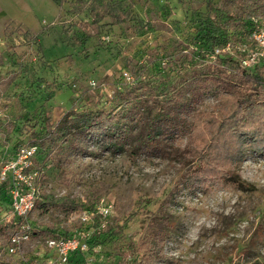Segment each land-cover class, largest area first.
<instances>
[{
  "label": "rangeland",
  "instance_id": "1",
  "mask_svg": "<svg viewBox=\"0 0 264 264\" xmlns=\"http://www.w3.org/2000/svg\"><path fill=\"white\" fill-rule=\"evenodd\" d=\"M130 1L128 21L94 22L85 0H0V186L18 149L36 145L38 201L50 205L35 207L28 227L8 228L17 217L7 172L8 185L0 187V264H62L47 238L83 232L88 248L66 264H126L125 247L147 237L162 203L176 224L144 264H264V132L249 135L239 157L234 137L223 139L229 145L206 138L199 156L212 152L213 167L200 177L197 159L149 158L129 147L94 149L67 161L60 144L46 142L64 115L121 110L131 105L122 93L135 87H155L162 99L186 85L194 70L241 69L239 50L253 44L237 17L264 26L263 0ZM228 41L237 55L223 66L229 56H216L214 46ZM248 69L264 73V64ZM227 106L213 86L206 90L203 108L224 117ZM229 172L239 173L248 189ZM100 202L113 204L110 216H96ZM86 209L90 219L81 221ZM49 228L52 235H34Z\"/></svg>",
  "mask_w": 264,
  "mask_h": 264
},
{
  "label": "trees",
  "instance_id": "2",
  "mask_svg": "<svg viewBox=\"0 0 264 264\" xmlns=\"http://www.w3.org/2000/svg\"><path fill=\"white\" fill-rule=\"evenodd\" d=\"M85 1L90 3L86 9H89L94 22H99L107 16L114 17L117 22H126L133 14L134 5L130 0ZM262 7L264 8V0ZM237 24L249 27L251 33L257 27L242 15L237 17ZM211 38L218 40L215 35ZM224 59L226 63H222L223 66L235 62L231 56ZM255 71L245 67L230 71L226 67L208 65L204 69L194 70L186 85L173 88L171 93L162 99L159 97L161 93L154 94L155 87L147 84L135 87L122 93L123 100L131 105L121 110L99 109L95 112L64 115L60 122L47 132L46 142L60 144L67 161L73 160L75 155L93 152L94 149L104 151L129 147H133L137 155L149 158H171L181 163L197 159L199 162L193 163V167L196 164L195 172L199 174L197 177H200L201 172L205 173V168L213 167L209 159L212 152L205 153L206 157L199 156L202 142L206 138L209 139L207 142L212 141L214 144H217V141L228 144L223 139L234 137L233 140L240 148L234 145L232 152L239 157L249 135L255 136L257 131L264 132V73ZM211 86L215 88L216 97L220 98L222 103H228L227 110L221 109L224 110V117L202 107L206 90ZM147 88L146 93L138 91ZM151 101L156 105L154 109ZM260 134L264 139L263 133ZM186 137L193 141L194 145L190 146L187 142L183 146L182 140ZM257 137L259 135L255 136ZM254 139L253 141L257 140ZM226 174L237 186L248 189L239 173ZM193 176L194 174L188 175L187 181ZM6 185L7 181L1 183L0 187L4 189ZM36 207H45L48 210L50 205L37 200ZM161 207V213L150 222L147 237L140 242L131 241L125 247L126 253L122 256L126 264H144L151 257L153 248L170 237L176 218L174 213L163 210V203ZM7 226L11 229L17 228L14 220ZM34 235L49 236L52 235V229L41 230ZM160 252L155 251L154 256Z\"/></svg>",
  "mask_w": 264,
  "mask_h": 264
},
{
  "label": "built area",
  "instance_id": "3",
  "mask_svg": "<svg viewBox=\"0 0 264 264\" xmlns=\"http://www.w3.org/2000/svg\"><path fill=\"white\" fill-rule=\"evenodd\" d=\"M251 40L253 45L248 48L241 47L238 54V56L240 55L239 63L245 68H253L264 64V26L257 25L252 32ZM225 53L231 57L237 55L233 51V43L231 41H228L224 46L215 47L214 54L216 56H224ZM36 149V145L19 148L15 157L8 161L2 172L3 181H7L9 178L7 172L11 171L12 178L9 181L11 182V206L14 216L17 217V220L13 219L17 227L16 230L28 227L26 224L28 215L36 207L39 198L35 185L37 171L33 169ZM94 209L97 213L96 216L108 217L113 213L114 207L110 202H100ZM91 213L92 209L84 210L80 215V220L88 221ZM15 233L12 236L13 244H16L20 238ZM46 241L49 247L57 251L62 264L68 263L73 253L86 250L89 246L85 232L82 235L72 233L66 236H52L47 238Z\"/></svg>",
  "mask_w": 264,
  "mask_h": 264
}]
</instances>
